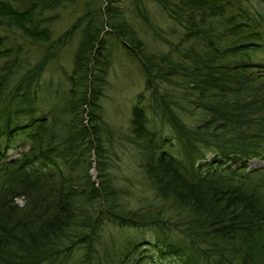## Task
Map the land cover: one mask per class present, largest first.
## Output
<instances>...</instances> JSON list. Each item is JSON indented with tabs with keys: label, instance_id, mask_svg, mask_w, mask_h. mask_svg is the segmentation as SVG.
Returning <instances> with one entry per match:
<instances>
[{
	"label": "trees",
	"instance_id": "trees-1",
	"mask_svg": "<svg viewBox=\"0 0 264 264\" xmlns=\"http://www.w3.org/2000/svg\"><path fill=\"white\" fill-rule=\"evenodd\" d=\"M16 1L0 0V22L48 42L47 19L36 14L60 0ZM118 1L86 2L81 19L90 16L71 70L63 69V91L46 93L42 84L55 58L51 44L33 60L0 35V264H156L155 253L169 264H264V0H151L180 26L177 41L135 0L136 13L168 45L162 52L149 51L119 18ZM104 22L145 76L131 131L161 203L132 205L106 171ZM53 101L48 116L40 107ZM12 150L18 155L9 158ZM93 153L99 184L89 175ZM170 203L171 217L161 215ZM107 224L153 233L130 237L105 261L98 245Z\"/></svg>",
	"mask_w": 264,
	"mask_h": 264
},
{
	"label": "rangeland",
	"instance_id": "rangeland-1",
	"mask_svg": "<svg viewBox=\"0 0 264 264\" xmlns=\"http://www.w3.org/2000/svg\"><path fill=\"white\" fill-rule=\"evenodd\" d=\"M12 1L17 5L20 3L16 0ZM87 1H92L91 7L93 8H98L106 3V0H60L58 6L43 9L41 13L36 14L37 19H47V21L41 22V25H46L50 28L51 35L48 42L34 41L15 26H9L6 22H0V35L5 39L6 46L22 45L24 50L23 54L25 57L28 56L29 59L34 60L38 58L47 45H52L55 58L50 61L47 69L42 75V84L44 85V91L46 93H54L56 89L63 91L69 87L67 76L63 69L69 71L73 66V52L81 36V31L79 30L85 26L90 16L88 15L85 19H81L87 12ZM134 1L135 0H120L114 3L117 11L120 10L119 18L125 19L131 23L134 29L138 31V35L146 42L149 51H166L168 45L162 38L156 36L151 26L146 24L143 18L139 17L135 10ZM142 3L148 8L149 21L164 31L163 36L165 38L177 41L181 33L180 26L168 17V14L157 2L143 0ZM94 13L97 14L96 18L99 20H106L108 18V14L103 16L100 10H94ZM75 23H78L77 29L73 31L72 36L67 39V41L54 43L66 29ZM109 28L110 25L104 22L103 34L106 38L105 43H107L106 50H108L111 55V65L100 104L102 118L106 121L105 128L102 132V142L107 154L106 171L110 177L111 185L121 189L122 197L128 200L132 205L147 206L150 203H161L163 201L162 198L160 199L157 197L152 183L148 177H146L147 175L142 167V151L131 131L132 108L137 102L139 93L145 90V76L138 59L130 50L117 41V39L114 40V38H112L114 36L108 33ZM145 95L146 98L143 103L146 105L149 93L145 92ZM50 97L49 94H46L44 99L49 101ZM54 103V101L46 102L40 107L41 111L47 112L49 116L53 113V111H51V106H53ZM191 118V121H195V117ZM160 132V134L163 135L168 133L164 131L163 128H161ZM27 146L28 145H25L21 150H26ZM17 155L18 152L12 150L9 154V158L16 157ZM96 157L97 154L93 153L91 158L92 164L88 169L92 181L99 184L100 169ZM18 202L22 203V200L18 199ZM165 208L166 211L163 213L160 212V214L171 217V213L174 212L171 203ZM151 232L153 233V231L144 227L142 230H138L134 227L107 224L98 248L100 253L106 254L107 257L105 261H108L109 257H114L115 254L122 249V246L130 237L140 236L143 240H147ZM154 258L158 259L156 264H169L168 259H165V261L159 259L157 253L154 254ZM170 262H172V259Z\"/></svg>",
	"mask_w": 264,
	"mask_h": 264
}]
</instances>
